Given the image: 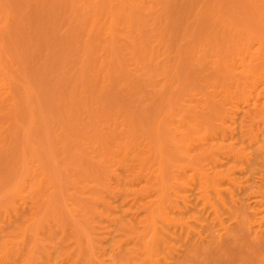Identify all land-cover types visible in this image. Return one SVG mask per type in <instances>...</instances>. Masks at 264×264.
Listing matches in <instances>:
<instances>
[{
	"label": "bare ground",
	"instance_id": "obj_1",
	"mask_svg": "<svg viewBox=\"0 0 264 264\" xmlns=\"http://www.w3.org/2000/svg\"><path fill=\"white\" fill-rule=\"evenodd\" d=\"M131 261L264 264V0H0V264Z\"/></svg>",
	"mask_w": 264,
	"mask_h": 264
},
{
	"label": "rangeland",
	"instance_id": "obj_2",
	"mask_svg": "<svg viewBox=\"0 0 264 264\" xmlns=\"http://www.w3.org/2000/svg\"><path fill=\"white\" fill-rule=\"evenodd\" d=\"M246 153H250V152H246ZM116 166H117V165H116ZM116 166H114V168L117 169ZM255 167H257V166H255ZM244 179H245V178H244ZM232 189H233V188H232ZM253 189H254V188H253ZM254 190H257V189H254ZM248 191H250V190H248ZM246 193H247V192H246ZM226 196H227V198H228L229 195L227 194ZM226 196L224 197V199L226 198ZM227 198H226V199H227ZM226 199H225V200H226ZM228 200H229V199H227L226 201H228ZM105 219H106V218H105ZM105 219H104V221H103V220H102V221H103V222L107 221V220H105ZM100 222H101V221H100ZM103 222H102V223H103ZM107 222H108V221H107ZM107 222L104 223L105 225L102 224V223H101V225H99V227H100V226L102 227V229H98L100 232H103V229H105L103 226L108 225ZM189 223L192 224V222H189ZM161 225H162V224H161ZM99 227H98V228H99ZM108 227H109V226H108ZM106 229H107V228H106ZM172 249H173V248H171V250H172ZM173 250L175 251V249H173ZM173 250H172V251H173ZM164 251H165V250H164ZM164 251H163V252H164ZM174 251H173V252H174ZM165 252H166L165 254H162V253H161V257H168V256H167V251H165ZM173 252H168V255H169V253H173ZM162 255H165V256H162ZM132 262H133V261H131V263H132ZM132 264H133V263H132Z\"/></svg>",
	"mask_w": 264,
	"mask_h": 264
}]
</instances>
